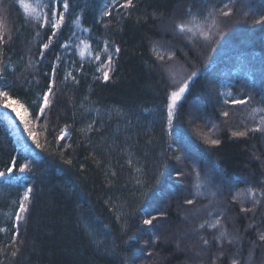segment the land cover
I'll return each mask as SVG.
<instances>
[{
    "label": "trees",
    "instance_id": "trees-1",
    "mask_svg": "<svg viewBox=\"0 0 264 264\" xmlns=\"http://www.w3.org/2000/svg\"><path fill=\"white\" fill-rule=\"evenodd\" d=\"M25 2L40 17L53 8L63 11L55 0ZM124 2L68 0L64 23L43 49L50 25L25 17L17 0H0L7 41L0 44V89L27 110L41 144L0 117V172L16 161L13 172L0 178V227L6 229L0 232V264H209L221 250L213 239L217 230L197 229L217 216L230 233L244 237L241 264H264V244L257 240V231H264V200L254 213L240 211L241 203L251 207L247 189L264 190V133L231 135L264 116L251 114L264 109V22L256 23L264 0H133L134 7L120 8ZM225 3L231 14L216 12L218 24L207 39L176 29L193 16L204 23L211 8ZM106 8L108 16L102 15ZM154 48L171 49L173 59L158 60ZM207 53L213 60L189 76L169 126L166 106L177 85L168 74L179 70L173 60L188 73L185 59L199 62ZM68 73L75 80H65ZM233 99L247 103L233 105ZM62 129L67 135L60 140ZM205 137L220 144L210 146ZM24 163L31 170L20 174ZM26 187L32 188L28 211L17 224ZM150 216L157 220L144 225ZM13 244L19 248L15 257ZM222 250L217 264H229L236 247L225 243Z\"/></svg>",
    "mask_w": 264,
    "mask_h": 264
},
{
    "label": "snow or ice",
    "instance_id": "snow-or-ice-1",
    "mask_svg": "<svg viewBox=\"0 0 264 264\" xmlns=\"http://www.w3.org/2000/svg\"><path fill=\"white\" fill-rule=\"evenodd\" d=\"M17 3L19 5V8L22 9L25 17H31L34 20H36L38 23L41 19H43L44 24L50 25V28L52 29L51 35L48 36V42L43 44V49H48L50 44L52 43L53 37L56 36L57 30H59L61 25L64 23V20H65L64 13L67 12L69 9L68 0H55L56 4L62 3L63 11L61 12V11H59L58 8H53L51 10V15L50 16L45 15L44 17L38 16L36 14L35 9H33L30 4L26 3L25 0H17ZM112 3H113V6H115L116 4L119 3V0H112ZM119 7L123 8V9L132 8V7H134L133 0H125V2L123 4H119ZM217 11L225 17L229 16L231 14L230 4L225 3L222 8L209 12L207 16L203 17L204 23H197L196 17L193 16L184 22L177 23L176 29L182 34H191L192 37H196L197 35H199V36L203 37L204 39H207L208 35H210V33H211V29L213 27H216L218 24V21L216 19V12ZM110 14L111 13L107 8L105 9L104 13H102V15H104V16H108ZM262 22H264V14H262L260 16L259 20L256 21V23H262ZM40 26L42 27L43 25H40ZM3 29H4V25L2 22H0V44L7 42L5 39V34H4ZM37 35H39V33H37ZM7 39L10 40L11 36L9 35L7 37ZM63 47L67 48L68 45L65 44V45H63ZM116 51L119 52V48H117ZM154 54H156L157 59L161 60V61H164L165 57H167L168 60H171L174 57V53L159 52L155 48H154ZM82 55H83V53H82ZM40 56L41 57L44 56L43 51L40 52ZM56 59L59 60L60 57L57 56ZM96 59H99V56H97ZM110 64H111V59L109 58L108 67H110ZM4 71H5V68L3 66V61L0 60V75H2L4 73ZM55 71H56V69L53 68L52 69L53 74L55 73ZM191 75L194 76L195 72H193ZM69 77H71L73 80H75V77H72L71 73L67 74V76L65 77V80H67ZM172 78L175 82V74L174 73H172ZM103 79L105 81L108 80V71L107 70H105L103 73ZM188 79H190V77L187 79H184L183 82L178 83L176 90L172 91L170 93V95L168 96V103L166 106V111H167V123L169 126L172 124L173 119L176 115L177 103L181 99V97L183 96V94L185 93V91L188 88ZM51 93H52V85L50 84L48 86L47 92L44 93L43 97H42V105L40 107V113L42 115L44 114L45 109L50 104L49 96ZM9 100H11V96H10L9 92L4 91V90H0V103H3V106L5 108H11L13 112H16V115L20 118L21 123L24 124L25 131L28 133V135L32 139L33 143L38 148L41 147V144H40L39 140L36 138V135H35L32 127H30L31 121L26 120L25 117L23 115H21L19 111H17L16 107H14L11 103H8L7 101H9ZM224 103L228 104L229 100H225ZM231 103L233 105L246 104L247 101L243 100V99H233V100H231ZM25 111H27V110H25ZM259 112H264V109L253 108L251 114L254 115V114L259 113ZM221 115L223 117H228L229 112L227 110H225L221 113ZM92 127L93 126L91 124L88 125L89 130H91ZM213 127H215V126H213ZM256 132L264 133V116H261L260 120L258 121V123L255 126H253V127L245 126L243 130L232 131L231 135L233 137H246L249 135V133H256ZM66 135H67V133L62 129L60 135L57 138L60 140H63ZM205 140L210 146H216V145L220 144V140L216 139V138L205 137ZM177 159H179V158H177ZM65 163L71 164V161L66 160ZM131 163H132V161H129L130 165H131ZM15 166H16V161L12 160L11 164L6 168V170L3 172H0V178H5L9 174H11L13 172V169ZM26 170H28V171L31 170L30 163H24V164H21L19 166V173L20 174L25 173ZM137 171H139V169H137ZM113 175H115V173H113ZM197 177L199 180V173H197ZM139 183H140V181L138 180L137 184H139ZM261 184L264 185V181H261ZM200 186H201L200 183L196 184L197 189H199ZM31 192H32V188L26 187V189L23 193V198L18 203V208L15 212V222L17 224L23 219L22 214L26 213L28 211L26 202H28L30 200V193ZM196 195L197 196L202 195V193L197 191ZM246 195L251 200V207H246L244 205V203H241L240 211L242 213H248V212L254 213L256 208L261 204L262 200H264V190L258 191L255 188H249V189H247ZM236 199H237V197L233 196V201H235ZM186 203L192 204L193 199H188L186 201ZM154 220H157V217L156 216H150V218L143 219L142 223L144 225H152ZM252 226L253 225H250V227H252ZM206 227L210 230L211 229L217 230V234L213 237V239H214L216 245L218 246V248L221 249L217 253L213 254L209 264H217V261L220 260L225 255V252L222 250L224 248L225 243L229 246L236 247V252L233 253L232 256L230 257L229 264H241L240 258H239L240 257L239 244L244 239V237L241 236L238 233V231L230 233L227 228H224L220 216H217V218H215L214 220H208V221H205L204 223H201L199 225V229H197V231H199L200 229H204ZM4 231H6V229L0 227V232H4ZM245 231H247V229ZM16 235L18 236V232L16 233ZM132 238L135 239V237H132ZM156 239H158V237ZM257 240L261 244H264V231H259V230L257 231ZM200 241L205 248H208L210 246L209 239L205 238L203 235L200 236ZM250 243L252 245V249H255L258 246L256 240H253ZM252 249H250L249 260L251 259V250ZM18 251H19V248L15 247L13 244L11 255L13 257H15L17 255ZM148 255L151 256L152 253L149 252ZM201 264H203V261H201Z\"/></svg>",
    "mask_w": 264,
    "mask_h": 264
},
{
    "label": "rangeland",
    "instance_id": "rangeland-1",
    "mask_svg": "<svg viewBox=\"0 0 264 264\" xmlns=\"http://www.w3.org/2000/svg\"><path fill=\"white\" fill-rule=\"evenodd\" d=\"M32 6V8L33 9H35V7L33 6V5H31ZM224 6V4L223 5H221L219 8H222ZM236 8H238L237 6H235ZM213 10H216V9H213V8H211V11H213ZM211 11H209V12H211ZM221 22H222V25H223V21L221 20ZM225 29V28H224ZM222 30H223V28H222ZM223 31H225V30H223ZM227 31V30H226ZM184 37H186V35L184 36ZM165 52H167V51H171V49L170 50H167L166 48H165ZM223 54H226V53H223ZM176 57V56H175ZM179 57H183L181 54L179 55ZM211 58H212V55H211V53H207L206 54V57L204 56V59H203V57H201L200 58V60H199V62H192L191 60H190V63H186V62H188L186 59H185V63H184V66H186V69L188 70V73L187 72H184L183 71V68H182V66L176 61V60H173L174 62L172 63L173 64V67H174V69L176 68V69H179V70H177V71H173V70H171V71H173V73L175 74V82H174V80H172L176 85L178 84V83H181V82H183V80L184 79H186V78H188L191 74H189V73H191V72H194V71H196L198 68H201V67H205L206 65H208L212 60H211ZM182 59H184V58H182ZM210 61V62H209ZM188 65V66H187ZM168 76L169 77H171L172 78V76H170L169 74H168ZM173 79V78H172ZM0 90H3V89H0ZM222 94L224 95V96H228L229 95V92L227 91V90H223L222 91ZM8 103H11L14 107H16V109H17V111H19L20 112V114L21 115H23L24 117H25V119L26 120H29L28 119V112L27 111H25L26 109H24L23 107H21L20 105H18V104H14V103H12V101L11 100H9V101H7ZM7 116V118L8 119H10L13 123H15V124H17L18 126H20V128H22V132L24 133V135L27 137V139L29 140V141H31L32 139L29 137V135H28V133L25 131V128H24V124L23 123H21V121H20V118L16 115V112H13L12 111V109L11 108H5L4 106L3 107H1L0 106V117H6ZM220 118V117H219ZM224 118V117H223ZM227 118V117H226ZM216 125V122H212V125H211V127L212 126H215ZM216 127V126H215ZM213 128V127H212ZM8 186H11V187H14L12 184L11 185H8ZM196 194V193H195ZM207 194H209V192H207Z\"/></svg>",
    "mask_w": 264,
    "mask_h": 264
}]
</instances>
